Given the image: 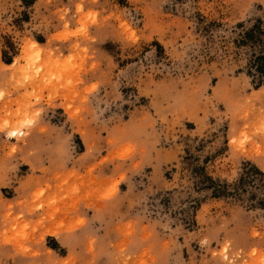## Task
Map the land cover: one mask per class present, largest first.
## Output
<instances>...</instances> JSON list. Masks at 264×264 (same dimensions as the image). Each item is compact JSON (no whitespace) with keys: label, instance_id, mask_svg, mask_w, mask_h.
I'll return each mask as SVG.
<instances>
[{"label":"rangeland","instance_id":"1","mask_svg":"<svg viewBox=\"0 0 264 264\" xmlns=\"http://www.w3.org/2000/svg\"><path fill=\"white\" fill-rule=\"evenodd\" d=\"M261 24L264 0H0V264H264Z\"/></svg>","mask_w":264,"mask_h":264},{"label":"trees","instance_id":"2","mask_svg":"<svg viewBox=\"0 0 264 264\" xmlns=\"http://www.w3.org/2000/svg\"><path fill=\"white\" fill-rule=\"evenodd\" d=\"M256 36L264 37V24L254 26L252 29L244 32L242 42L247 43V41L256 38ZM263 55H264V50H263ZM252 66L255 67L256 70L259 73H261V75L264 76V74H262L264 68V56L254 58ZM258 66L260 68H257Z\"/></svg>","mask_w":264,"mask_h":264},{"label":"snow or ice","instance_id":"3","mask_svg":"<svg viewBox=\"0 0 264 264\" xmlns=\"http://www.w3.org/2000/svg\"><path fill=\"white\" fill-rule=\"evenodd\" d=\"M33 47H35V45H33ZM11 135H13V136H14V135H16V133H11Z\"/></svg>","mask_w":264,"mask_h":264},{"label":"bare ground","instance_id":"4","mask_svg":"<svg viewBox=\"0 0 264 264\" xmlns=\"http://www.w3.org/2000/svg\"><path fill=\"white\" fill-rule=\"evenodd\" d=\"M36 45V44H35ZM37 46V45H36ZM14 133H16V132H14ZM18 133H16V135H17ZM15 136V135H14Z\"/></svg>","mask_w":264,"mask_h":264}]
</instances>
